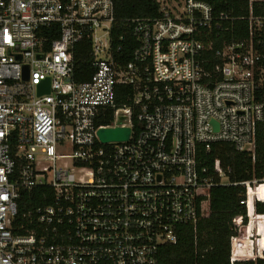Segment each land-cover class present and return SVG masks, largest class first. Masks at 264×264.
<instances>
[{"label": "built area", "instance_id": "obj_1", "mask_svg": "<svg viewBox=\"0 0 264 264\" xmlns=\"http://www.w3.org/2000/svg\"><path fill=\"white\" fill-rule=\"evenodd\" d=\"M157 2L160 17L133 20L138 46L121 63L114 0H0V264H159L178 227L211 216L199 147L230 143L256 160L264 0ZM235 20L242 40L222 36ZM82 42L94 72L79 82ZM120 86L129 106L116 104ZM111 109L114 123L99 124ZM117 129L125 139L103 140ZM214 174L244 191L229 264H264V177L231 183L221 160ZM38 188L50 203L21 212Z\"/></svg>", "mask_w": 264, "mask_h": 264}, {"label": "trees", "instance_id": "obj_2", "mask_svg": "<svg viewBox=\"0 0 264 264\" xmlns=\"http://www.w3.org/2000/svg\"><path fill=\"white\" fill-rule=\"evenodd\" d=\"M114 2L115 22L111 38L114 49L121 48V51L115 54V59L121 63H129L133 61V52L138 46L133 20L160 17L161 5L157 0H114ZM226 9L225 6H220L218 12ZM246 14L248 12L241 9L234 12L237 17ZM235 21L231 31L222 34L228 40H242L247 36V22ZM230 24L227 22L224 25L229 28ZM75 66L77 81L84 82L91 78L94 69L90 44L86 42L78 44L75 53ZM132 95L131 87L120 86L117 91V106H129ZM113 112L111 109L109 115L99 124H113ZM216 160L223 161L224 169L227 171L231 183L242 182L254 175L264 177V123L258 125L255 161L251 154L238 152L230 143H214L210 150L204 146L199 147L200 166L209 168L208 176H214V187L211 192V216L200 220L196 227L188 224L178 227L179 240L177 244L162 246L159 251V264H229L230 241L234 235V219L246 214L240 205L244 191L240 186L221 184L220 178L214 174ZM48 191L47 188H38L22 193L21 212L35 210L44 204H49L51 199L43 198V195ZM257 211L264 214V204H259Z\"/></svg>", "mask_w": 264, "mask_h": 264}, {"label": "water", "instance_id": "obj_3", "mask_svg": "<svg viewBox=\"0 0 264 264\" xmlns=\"http://www.w3.org/2000/svg\"><path fill=\"white\" fill-rule=\"evenodd\" d=\"M44 91L45 90L40 87V94H42ZM47 92H48V90H47ZM128 133H129L128 130L117 129V130H110V131H102L101 136H102L104 141L123 140L126 138Z\"/></svg>", "mask_w": 264, "mask_h": 264}]
</instances>
